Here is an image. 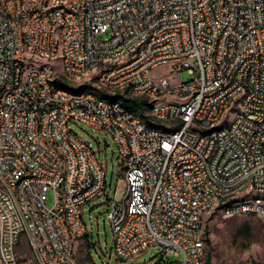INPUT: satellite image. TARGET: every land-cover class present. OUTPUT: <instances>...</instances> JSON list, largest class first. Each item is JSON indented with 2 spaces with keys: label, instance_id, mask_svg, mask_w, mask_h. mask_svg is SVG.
<instances>
[{
  "label": "built area",
  "instance_id": "built-area-1",
  "mask_svg": "<svg viewBox=\"0 0 264 264\" xmlns=\"http://www.w3.org/2000/svg\"><path fill=\"white\" fill-rule=\"evenodd\" d=\"M73 121L124 170L111 255L207 264L213 213L264 221V0H0V264H80L107 173Z\"/></svg>",
  "mask_w": 264,
  "mask_h": 264
},
{
  "label": "rangeland",
  "instance_id": "rangeland-1",
  "mask_svg": "<svg viewBox=\"0 0 264 264\" xmlns=\"http://www.w3.org/2000/svg\"><path fill=\"white\" fill-rule=\"evenodd\" d=\"M107 36L108 33L101 37ZM167 70V66H162L157 68L154 74L157 76L166 73ZM173 77L174 82H186L192 76L188 70H183L175 72ZM69 126L82 139L92 144L98 160L104 164L107 173L105 191L93 200L98 205L91 213L92 222L89 220V215H85L90 237L88 241L82 239L76 243L75 252L78 261L81 264H156L159 260L165 262L181 260L182 256L177 258L165 255L162 258L160 246L142 251L130 259H118L115 255H111L114 251L107 213L109 199L121 200L127 190L118 149L112 137L103 131L92 129L78 121L70 122ZM47 204L49 206L53 204L52 193L48 196ZM245 224L251 227L250 238L236 235L237 230ZM206 227L211 241L210 245H207V250L211 249V264H264V221L260 217L254 214L226 217L215 212L208 218ZM22 245H25L24 238Z\"/></svg>",
  "mask_w": 264,
  "mask_h": 264
},
{
  "label": "trees",
  "instance_id": "trees-1",
  "mask_svg": "<svg viewBox=\"0 0 264 264\" xmlns=\"http://www.w3.org/2000/svg\"><path fill=\"white\" fill-rule=\"evenodd\" d=\"M123 105L130 108H136L139 109V107H142L145 104L144 100H141L139 98H129V99H122ZM208 233V232H207ZM237 236H242L245 238L251 237V227L248 224H245L241 228L237 230L236 233ZM211 241L210 238H208V244L210 245ZM211 249L207 252V264H211Z\"/></svg>",
  "mask_w": 264,
  "mask_h": 264
},
{
  "label": "crops",
  "instance_id": "crops-1",
  "mask_svg": "<svg viewBox=\"0 0 264 264\" xmlns=\"http://www.w3.org/2000/svg\"><path fill=\"white\" fill-rule=\"evenodd\" d=\"M96 205H98L97 203H95V201H92L90 204H88V205H86L85 207H84V210H83V218H84V222H85V230L82 232V233H80V234H78L77 235V238H76V243L78 242H80L82 239L85 241V240H89V237H90V234L88 233V226H87V223H86V221H85V215H89V220L92 222V216H91V213H92V211H93V209L96 207ZM76 243H75V246H76ZM88 252H89V249H88ZM75 256H76V252H75ZM90 257H91V255H90ZM76 259H77V257H76ZM77 261H78V259H77ZM79 262V261H78ZM80 263V262H79ZM81 264V263H80Z\"/></svg>",
  "mask_w": 264,
  "mask_h": 264
}]
</instances>
